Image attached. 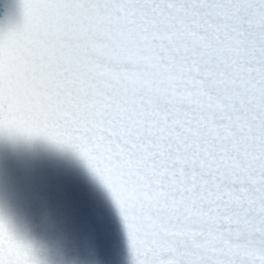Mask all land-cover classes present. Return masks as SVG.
I'll return each instance as SVG.
<instances>
[{
    "label": "snow or ice",
    "instance_id": "1",
    "mask_svg": "<svg viewBox=\"0 0 264 264\" xmlns=\"http://www.w3.org/2000/svg\"><path fill=\"white\" fill-rule=\"evenodd\" d=\"M0 134L77 152L134 264H264V0H19ZM0 264H44L3 213Z\"/></svg>",
    "mask_w": 264,
    "mask_h": 264
}]
</instances>
